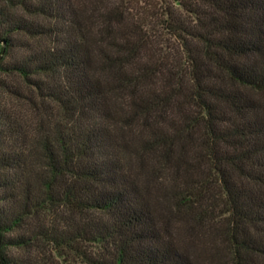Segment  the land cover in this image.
I'll use <instances>...</instances> for the list:
<instances>
[{"label": "trees", "instance_id": "16d2710c", "mask_svg": "<svg viewBox=\"0 0 264 264\" xmlns=\"http://www.w3.org/2000/svg\"><path fill=\"white\" fill-rule=\"evenodd\" d=\"M260 93L264 0H0V264H264Z\"/></svg>", "mask_w": 264, "mask_h": 264}, {"label": "rangeland", "instance_id": "374dc122", "mask_svg": "<svg viewBox=\"0 0 264 264\" xmlns=\"http://www.w3.org/2000/svg\"><path fill=\"white\" fill-rule=\"evenodd\" d=\"M258 96L264 102V93ZM5 103L8 106H15L17 102L7 99ZM185 242L198 264H231L230 254L215 230L210 231L207 227H200L191 237L187 234ZM259 260L260 258H256L258 263Z\"/></svg>", "mask_w": 264, "mask_h": 264}]
</instances>
